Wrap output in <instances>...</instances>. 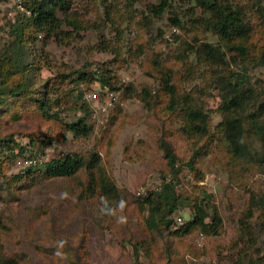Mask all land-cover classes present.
<instances>
[{
    "label": "rangeland",
    "instance_id": "rangeland-1",
    "mask_svg": "<svg viewBox=\"0 0 264 264\" xmlns=\"http://www.w3.org/2000/svg\"><path fill=\"white\" fill-rule=\"evenodd\" d=\"M19 1L0 3V54L12 26L26 12L23 6L25 11L10 14ZM162 1L141 0L133 5L125 0L47 3L57 22L50 33L37 34L33 52L41 68L38 77L56 83V88L61 86L57 96L62 103L57 112L63 124L85 119L91 133L77 137L30 103L32 108L21 114L20 120L0 122V137L13 135L40 161L69 153L95 156L94 172L99 179L90 182L88 172H82L77 179L53 180L24 192L21 202L15 200L10 205L17 219L15 228L9 221V206L0 201L2 243L21 264H264L262 144L250 139L252 152L245 159L233 160L226 152L223 133L218 131L224 120L219 110L220 92L203 75L212 69L197 64V57L190 52L202 42L217 44L218 39L195 23L205 16L195 0H170L171 8L161 18L146 20L144 16L152 17L151 10ZM231 1L243 8L253 29L252 50L259 52L264 45V0ZM175 17L182 20V27L173 26ZM170 53L188 58L189 66L171 63L173 84L180 96L192 94L209 110L215 134L211 142L185 133L183 113L167 110L169 97L161 92L157 80L161 72L156 71L162 56L164 67L170 63L166 57ZM228 60L238 69L241 60L236 54L229 53ZM97 70L123 88L106 111L105 105L100 108L99 103L83 99L85 93L102 85L82 82L79 77L92 76ZM250 75L263 93L258 107L264 102V67L253 69ZM128 88L134 90L130 98ZM143 89L152 94L147 108L139 97ZM105 90L109 92V88ZM9 147L0 152V162L16 155L0 173V189L7 190L3 197L8 199V188H18L12 178L24 169L17 165L18 160L30 155L22 156L16 145ZM166 148L177 157L174 168ZM197 149L200 154L191 169L189 163ZM169 184L175 186L179 201L205 210L206 223L212 224L216 214L221 220L219 233L205 234L198 229L176 237L175 231L182 232L185 221L165 227L162 220L168 208L159 195ZM148 198L154 201L152 207L146 203ZM195 212L182 206L174 216L186 215L190 220ZM148 220L157 222V228Z\"/></svg>",
    "mask_w": 264,
    "mask_h": 264
},
{
    "label": "trees",
    "instance_id": "trees-1",
    "mask_svg": "<svg viewBox=\"0 0 264 264\" xmlns=\"http://www.w3.org/2000/svg\"><path fill=\"white\" fill-rule=\"evenodd\" d=\"M9 1L0 0V3L7 4ZM49 1L22 0L21 2L26 12L21 13L22 15L18 18L17 23L12 26L8 44L4 48L5 51L0 54V111L2 112L0 122L6 118V120L10 121L20 120L21 114L24 115L25 112H28L32 108V104L42 112L44 117L55 119L62 125V128L72 132L75 136L87 137L91 133V129L85 122V119L71 124H63L64 122L59 117L57 109L61 107L62 101L57 96V93H59L58 91L61 89V86L56 88V83L52 85L50 80L44 81L38 77V71L41 68L37 67V57L33 52L34 43L38 37L37 34L42 32L50 33L53 24L57 22L55 14L47 8ZM125 1L129 5H133L139 3L141 0ZM195 1L205 14L203 18L195 20V23L204 28L203 32L216 36L218 42L217 44H211L207 41L202 42L196 47L191 48L190 52L197 57V64H201V66L204 64L212 69V72L203 75H206L220 92L222 104L219 110L224 120L219 125L218 131L223 133L222 137L225 142L226 152L231 155L233 160L250 157L252 151L249 140L258 139L262 144V158L260 162L264 165V122L262 120L264 102L257 107L263 93L255 86L256 83H252L250 75L253 69L264 67V45L259 48V52L252 50L253 29L247 22L246 14L239 4H235L231 0ZM170 8V0H163L159 6H154L153 10H151L152 17L144 16V18L149 21L161 18ZM191 20L193 19L191 18ZM172 22L173 26L182 27L183 23L180 18H172ZM229 53L236 54L241 60L238 69L231 67L228 60ZM168 55L166 57L170 61L169 65L165 63L166 66H163L164 60L162 59L164 58L162 56V59L158 62V69L156 71V73L161 72V76L159 75L157 78L161 85V92L169 97L167 110L171 113H183L185 123L182 130L185 133L211 142L215 134H213L211 127L209 110L204 104H199L196 97L192 94L180 96L175 90V84H173L175 70L171 63H184L186 66H189L188 58L182 53H170ZM104 75L102 71L97 70L92 76L82 74L79 80L91 84L101 83L102 87L106 86L114 93L123 90L122 87H117L113 84L112 77L106 78ZM40 88L44 92H41ZM133 91V88L126 90L130 94L127 98L131 97ZM139 97L142 103H144L145 108H147L146 106H150L151 91L143 89ZM255 103L256 106H254ZM16 108L19 109V112L15 111ZM148 108L151 109V107ZM11 145H16L22 156L30 152L28 148L20 146L14 140L13 135L10 137H0V152H3L4 148H8ZM8 150L13 151V148L9 147ZM199 154V149L195 150L193 158L189 163L191 169H194L192 163L195 158L199 157ZM166 155L169 163L174 168L177 159L176 155L167 148ZM29 156L36 158L33 152H30ZM15 158L16 155L12 153L7 156L5 161H1L0 173H3V165L13 162ZM95 162V156L86 158L83 154L69 153L50 161L41 160L39 164L26 167L19 175L14 176L12 179L18 188L16 190L11 186L8 188V191L11 189L10 199L3 197V192H7V190L0 189V201L4 205H7V207L9 206V221L12 222L14 228L16 227L17 219L14 218L15 211L10 205L15 200L17 203L21 202L20 200H22L24 192H29L33 188H39V186L53 180L77 179L78 175L82 172H88L89 181L96 183L99 178H97L94 172L97 169ZM101 178L105 181L102 174ZM24 180H31L29 183L31 185L25 183ZM107 190L109 193H112L110 188ZM175 190V186L169 184L164 187L163 192L159 195L168 208V215L165 216V221L162 220L164 226L171 228L172 223H176V216L174 215L179 213L182 206H185L190 207L191 211H196L195 216L192 215L189 220L186 215L180 213L185 224L182 232L175 231L174 235L176 237L180 233L182 235L192 234L198 229L205 234H218L221 222L219 217L215 214L213 223H206L208 215L205 210L202 207H197V205L192 208V206L185 204L184 200L179 201L175 196ZM146 203L150 207L154 205V201L150 198L146 200ZM154 209L156 210V208ZM171 215L174 216H172V219L170 218ZM1 221L0 231L3 229V220ZM148 223L151 227L157 228L158 224L154 220L153 222L148 220ZM2 237L3 234L0 232V264H21L16 254L10 255L5 251Z\"/></svg>",
    "mask_w": 264,
    "mask_h": 264
},
{
    "label": "built area",
    "instance_id": "built-area-1",
    "mask_svg": "<svg viewBox=\"0 0 264 264\" xmlns=\"http://www.w3.org/2000/svg\"><path fill=\"white\" fill-rule=\"evenodd\" d=\"M21 10L25 11L22 3L19 1L15 5L13 12H11L10 14L13 15L14 13L21 11ZM106 88H107L106 86H103V87L100 86L98 89L89 91L88 93H85L84 99L87 100L89 103H92V104L99 103L100 108H102V106L105 105L103 110L106 111V110H108V107L111 106L114 103V101L116 100L115 93L111 92L110 90L108 92V90H105ZM104 99H106V100H104ZM93 108L95 109V107H93ZM39 163H40L39 159L30 157L27 155V156L19 159L17 162V165H19L23 168H26V167H30V166H35ZM183 221H184L183 217H181V216L176 217L177 223L180 224Z\"/></svg>",
    "mask_w": 264,
    "mask_h": 264
},
{
    "label": "water",
    "instance_id": "water-1",
    "mask_svg": "<svg viewBox=\"0 0 264 264\" xmlns=\"http://www.w3.org/2000/svg\"><path fill=\"white\" fill-rule=\"evenodd\" d=\"M188 218V217H187Z\"/></svg>",
    "mask_w": 264,
    "mask_h": 264
}]
</instances>
